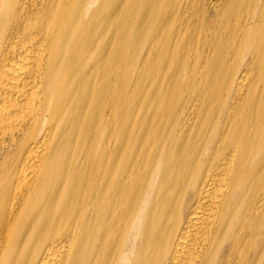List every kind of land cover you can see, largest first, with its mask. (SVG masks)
<instances>
[{
    "label": "bare ground",
    "instance_id": "1",
    "mask_svg": "<svg viewBox=\"0 0 264 264\" xmlns=\"http://www.w3.org/2000/svg\"><path fill=\"white\" fill-rule=\"evenodd\" d=\"M0 264H264V0H0Z\"/></svg>",
    "mask_w": 264,
    "mask_h": 264
}]
</instances>
